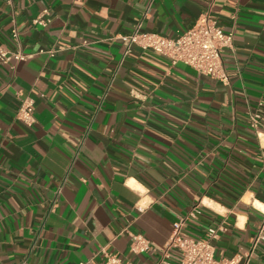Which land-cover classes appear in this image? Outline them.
<instances>
[{"label":"crops","instance_id":"crops-1","mask_svg":"<svg viewBox=\"0 0 264 264\" xmlns=\"http://www.w3.org/2000/svg\"><path fill=\"white\" fill-rule=\"evenodd\" d=\"M207 12L234 35L227 84L119 39H176ZM0 47L30 56L0 64V264H180L196 207L188 234L224 225L217 258L264 264V0H0Z\"/></svg>","mask_w":264,"mask_h":264},{"label":"built area","instance_id":"built-area-1","mask_svg":"<svg viewBox=\"0 0 264 264\" xmlns=\"http://www.w3.org/2000/svg\"><path fill=\"white\" fill-rule=\"evenodd\" d=\"M51 21V13L46 10L35 18L34 24L47 27ZM139 29L140 25L132 34L119 37L126 44L127 53L133 46H137L144 51H152L168 59L174 66L183 64L200 75L211 77L223 84L228 83L223 54L226 50L233 49L234 35L226 33L209 12L203 14L189 31L176 39H169L156 33H141ZM13 37L17 39L16 31L13 32ZM50 54L53 53L50 52ZM29 57L21 51L0 47L1 65L9 66L12 63L26 61ZM259 106L262 107L263 102ZM17 119L29 127L35 125L33 101L29 99L22 101ZM248 119L250 128L257 132L261 126L262 114L250 112ZM200 214V208L196 207L174 226L169 247L179 251L180 264H239V259H219L216 256L215 242L227 232L224 225L209 228L205 238H195L186 232L188 221L196 220ZM126 232L131 238L130 250L133 254L139 255L154 250L151 242L143 235ZM260 243H264V217L259 226L253 249ZM101 254L103 256L102 264H131L119 255L108 253L105 249L101 251ZM250 256L251 254L245 255L247 259ZM163 263L168 264L166 261Z\"/></svg>","mask_w":264,"mask_h":264}]
</instances>
